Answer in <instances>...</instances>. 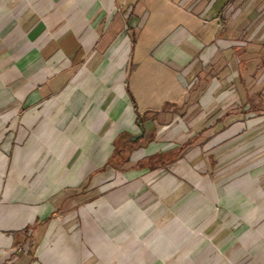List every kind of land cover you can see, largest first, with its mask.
I'll list each match as a JSON object with an SVG mask.
<instances>
[{
	"label": "crops",
	"instance_id": "1",
	"mask_svg": "<svg viewBox=\"0 0 264 264\" xmlns=\"http://www.w3.org/2000/svg\"><path fill=\"white\" fill-rule=\"evenodd\" d=\"M143 1L0 0V264H264V108L166 109L231 44L221 0Z\"/></svg>",
	"mask_w": 264,
	"mask_h": 264
},
{
	"label": "rangeland",
	"instance_id": "2",
	"mask_svg": "<svg viewBox=\"0 0 264 264\" xmlns=\"http://www.w3.org/2000/svg\"><path fill=\"white\" fill-rule=\"evenodd\" d=\"M198 1L178 0L182 6L196 11L201 9V4L197 5ZM203 2L205 6L213 3L212 0ZM143 4H147L152 13L161 9L158 0H144ZM220 5L222 6L220 17L225 21L226 26L222 37L231 41V44L222 45L218 60L214 63L189 64L182 70L181 75L186 80L188 97L181 107L166 108L169 113L173 112V115L170 113L172 115L170 119L199 120L203 118L213 121L215 117L222 116L225 110L231 107L239 108L241 105L254 104L264 108V0H221ZM171 8L173 7H170L168 12ZM165 17L171 21L178 19L173 12L167 13ZM178 21L194 35H198L196 29L192 28L188 22L182 18ZM154 23L160 24L157 16L154 17ZM141 27L143 26L140 25L135 29L139 30ZM177 28L178 24L171 32L175 33ZM155 34L157 36L150 25L143 29L136 49L137 57L128 66V72L133 71L137 62L146 63L147 58L144 54L151 45L155 44ZM144 73L141 71L140 75ZM140 79L135 76L132 80L131 77L132 90H139ZM165 80L168 82L170 78L166 77ZM155 85L156 97L159 98L164 93V86L159 81ZM187 105L190 106V112L184 114L182 110ZM216 110L217 112L213 113ZM248 119L253 122L261 123V120L264 122V119L258 118L255 114H249ZM259 123L252 129L251 140L261 136L262 133L264 135V126L261 130ZM262 145H264L263 142L250 146L248 156H260Z\"/></svg>",
	"mask_w": 264,
	"mask_h": 264
},
{
	"label": "trees",
	"instance_id": "3",
	"mask_svg": "<svg viewBox=\"0 0 264 264\" xmlns=\"http://www.w3.org/2000/svg\"><path fill=\"white\" fill-rule=\"evenodd\" d=\"M131 100H132V103H133L134 109H136L135 102L133 101V99H131Z\"/></svg>",
	"mask_w": 264,
	"mask_h": 264
}]
</instances>
